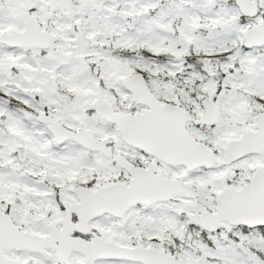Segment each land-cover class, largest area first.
<instances>
[{
	"label": "snow or ice",
	"instance_id": "snow-or-ice-1",
	"mask_svg": "<svg viewBox=\"0 0 264 264\" xmlns=\"http://www.w3.org/2000/svg\"><path fill=\"white\" fill-rule=\"evenodd\" d=\"M0 264H264V0H0Z\"/></svg>",
	"mask_w": 264,
	"mask_h": 264
}]
</instances>
